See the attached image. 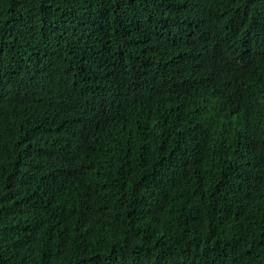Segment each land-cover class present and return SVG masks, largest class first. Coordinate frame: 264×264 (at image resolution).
<instances>
[{
    "label": "trees",
    "instance_id": "obj_1",
    "mask_svg": "<svg viewBox=\"0 0 264 264\" xmlns=\"http://www.w3.org/2000/svg\"><path fill=\"white\" fill-rule=\"evenodd\" d=\"M0 264H264V0H0Z\"/></svg>",
    "mask_w": 264,
    "mask_h": 264
}]
</instances>
